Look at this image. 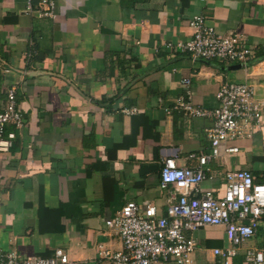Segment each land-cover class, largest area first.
Segmentation results:
<instances>
[{
  "label": "crops",
  "instance_id": "1",
  "mask_svg": "<svg viewBox=\"0 0 264 264\" xmlns=\"http://www.w3.org/2000/svg\"><path fill=\"white\" fill-rule=\"evenodd\" d=\"M198 14L219 33L243 34L263 57L233 70L167 48L189 39ZM184 78L203 108L217 106L226 81L250 83L264 102V0H56L53 18L27 12L23 0H0V112L15 84L24 120L6 126L16 137L0 154V250L24 260L62 247L68 264H107L100 250L123 249L107 222L127 202L164 215V161L195 165L190 155L210 147L213 119L172 108ZM225 146L239 152L226 155ZM238 169L264 180V116L261 130L222 146L201 188L223 196L227 172ZM193 234L195 264H223L214 249L228 245L224 227ZM263 244L259 233L231 264H248L245 247Z\"/></svg>",
  "mask_w": 264,
  "mask_h": 264
},
{
  "label": "built area",
  "instance_id": "2",
  "mask_svg": "<svg viewBox=\"0 0 264 264\" xmlns=\"http://www.w3.org/2000/svg\"><path fill=\"white\" fill-rule=\"evenodd\" d=\"M27 12L40 16H55L56 0H23ZM189 39L166 43L189 55L192 62L219 60L225 64L248 67L256 56V48L246 36L239 33L222 34L201 14L190 20ZM181 85L185 92L173 103V109L191 116L209 117L213 124L206 129L210 147L208 152L190 155L195 165L179 166L167 158L161 169V187L168 190L171 204L165 214L148 205L141 208L137 203L127 202L107 225L119 233L123 249L100 250V257L107 264H195L193 253L197 240L193 232L208 226H223L228 245L215 248V256H221L223 264H231L239 249L259 233L264 242V180L257 182L248 170L227 172L223 196H215L212 189L201 188L206 179L210 162L221 154L222 146L235 138L250 136L252 130L263 126L264 102L255 97L254 87L248 82L226 81L217 93V106L203 108L192 101L191 80L184 78ZM170 110V108H167ZM133 114L136 108H124ZM7 125L17 129L24 126L17 107L16 85L7 90L6 105L0 112V154L8 153L16 137L15 131H6ZM239 147L225 146L224 154H237ZM179 190L176 192L173 188ZM178 193V194H176ZM185 232H191L187 235ZM248 264H264L262 247H245ZM68 254L62 247L55 248L51 256H29L19 259L13 252L0 250V264H68Z\"/></svg>",
  "mask_w": 264,
  "mask_h": 264
},
{
  "label": "trees",
  "instance_id": "3",
  "mask_svg": "<svg viewBox=\"0 0 264 264\" xmlns=\"http://www.w3.org/2000/svg\"><path fill=\"white\" fill-rule=\"evenodd\" d=\"M257 49H258V48H257ZM257 49H256V56H255V59H258V60H259L260 58L263 57V56H262L263 54H262L259 50H257Z\"/></svg>",
  "mask_w": 264,
  "mask_h": 264
},
{
  "label": "water",
  "instance_id": "4",
  "mask_svg": "<svg viewBox=\"0 0 264 264\" xmlns=\"http://www.w3.org/2000/svg\"><path fill=\"white\" fill-rule=\"evenodd\" d=\"M229 68H231V69H239V68H241V65L240 64H234V65H232V66H230Z\"/></svg>",
  "mask_w": 264,
  "mask_h": 264
}]
</instances>
